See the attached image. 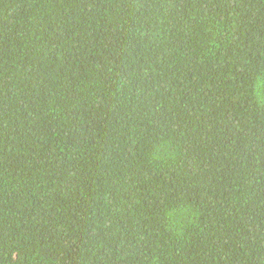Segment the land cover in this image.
<instances>
[{"label":"trees","instance_id":"obj_1","mask_svg":"<svg viewBox=\"0 0 264 264\" xmlns=\"http://www.w3.org/2000/svg\"><path fill=\"white\" fill-rule=\"evenodd\" d=\"M0 264H264V0H0Z\"/></svg>","mask_w":264,"mask_h":264}]
</instances>
